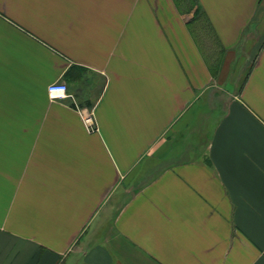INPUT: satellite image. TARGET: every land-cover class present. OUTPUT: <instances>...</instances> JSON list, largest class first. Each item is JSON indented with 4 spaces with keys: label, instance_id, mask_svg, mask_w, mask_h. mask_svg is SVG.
I'll return each mask as SVG.
<instances>
[{
    "label": "crops",
    "instance_id": "obj_1",
    "mask_svg": "<svg viewBox=\"0 0 264 264\" xmlns=\"http://www.w3.org/2000/svg\"><path fill=\"white\" fill-rule=\"evenodd\" d=\"M0 264H264V0H0Z\"/></svg>",
    "mask_w": 264,
    "mask_h": 264
},
{
    "label": "built area",
    "instance_id": "obj_2",
    "mask_svg": "<svg viewBox=\"0 0 264 264\" xmlns=\"http://www.w3.org/2000/svg\"><path fill=\"white\" fill-rule=\"evenodd\" d=\"M48 93L50 98L53 100H64L70 96L68 85L65 82H57L50 84L48 87ZM82 114L88 129L90 131H96L98 128L93 118V115L92 114L84 115V113Z\"/></svg>",
    "mask_w": 264,
    "mask_h": 264
},
{
    "label": "rangeland",
    "instance_id": "obj_3",
    "mask_svg": "<svg viewBox=\"0 0 264 264\" xmlns=\"http://www.w3.org/2000/svg\"><path fill=\"white\" fill-rule=\"evenodd\" d=\"M202 25H204V24H202ZM206 26L204 25V28H205ZM202 30H203V32H205V36H206V34H208L207 33V30H206V28L205 29H203L202 28ZM206 38V37H205ZM207 39H208V37H207ZM207 41V40H206ZM209 42V41H208ZM208 42H206L207 43V45H205L204 47H205V52H206V55H207V57L210 59V61L212 62V65L213 64H215V56H217V54H216V52H215V49H214V46L213 45H211V44H208ZM205 139H206V137H204V141H205Z\"/></svg>",
    "mask_w": 264,
    "mask_h": 264
}]
</instances>
